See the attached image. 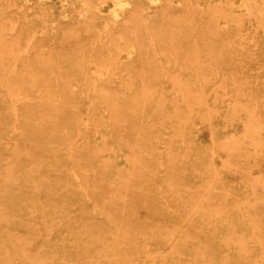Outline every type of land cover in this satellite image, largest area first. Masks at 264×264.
Instances as JSON below:
<instances>
[{"label":"bare ground","instance_id":"6f19581e","mask_svg":"<svg viewBox=\"0 0 264 264\" xmlns=\"http://www.w3.org/2000/svg\"><path fill=\"white\" fill-rule=\"evenodd\" d=\"M10 1L14 2L15 0ZM43 1L38 0L37 2ZM65 1L60 0L63 3ZM82 1L84 2V10L77 12L71 18L64 17L66 19H63L60 23L53 21L55 19L54 13H48L45 6H42L44 10L39 7L38 12L40 15L37 16V19L41 21L40 27L32 33L35 35V40L34 37L31 38V41L34 40L36 45L38 42L36 37L39 35L37 30H41L42 40L50 37V35L58 36L60 33H64L67 40L63 42V45L68 47L73 42H79L78 45H82V40L89 33L87 31H92V34H89L88 37L94 35L100 42L103 39L95 31H101L98 25L102 19V9L105 6H110L114 14L111 16L112 21H106L105 25L109 33L114 35L111 39L115 43L113 45H99L90 54H71L76 59L74 67L79 70L77 76H74L73 79L70 78V75L74 73L75 68H69L68 70L61 68L59 72L56 71L55 65H59L57 55H60L63 51L56 52L59 49L54 50L55 47L49 48L48 51L44 47L34 51L29 46L25 48L14 47V43L10 47L2 48V41L0 40V67L4 68L0 74V83L3 84L6 81L8 84H12L11 88L8 89V95L1 97L8 98L11 102L10 107L6 109L8 114L5 118L11 116L12 120L14 119L13 131H16L14 132L16 135L12 145L15 158L9 160L3 166L6 172L0 177V222L6 214L5 211L25 209V206H19V198H41L46 196L47 199L42 201V207L54 206L42 210L40 216H46L47 214V216H58L59 208L62 206H59L60 203L51 198L69 195L70 198H75V200H72L70 205L65 204L62 207V216L73 218L87 214L89 212L88 205L86 201L78 205L79 198H95L97 199V207L108 214L109 218L115 222V226L108 229L106 234H96L94 236V245L102 244L103 239L105 248L98 249L95 247L93 251H84L82 254L81 252L75 253L71 249H64L63 256L69 252L70 256L67 254L68 258L56 257L55 254L57 253L46 257L49 248L58 249L61 248V246H58L61 242L76 240V234L73 238L62 234L58 235L60 231L62 232L65 229L63 225L59 228L57 241L49 242L47 239L39 243L41 244L39 246L35 244L37 242L35 236L38 233L50 235L54 231L55 224L46 225L37 231L28 230V233L24 232L22 235L17 232L18 230H12L10 237L14 241L13 245L19 244L26 248L23 250V255L19 258L17 264H34L35 262L41 264L43 261L47 264H122V262L125 264H149V257L152 258L150 264H158L157 256L166 252L165 249L172 245L177 247L178 250L177 256L172 255L169 258L171 260L182 259L183 253L188 252L195 259L193 264H264V99L260 97L264 92V79L251 74L248 78L245 76L242 80L236 74L234 81L237 95L240 97L247 96L241 98L235 104L231 99L229 100V103L231 102L237 109L236 117L234 115L233 118L241 119L240 122L245 126L244 132L240 135L226 133L227 124L225 125L223 122L218 123L216 126L211 125L215 118L220 117L221 110L217 106H211L208 103L207 86H217L222 83L225 86L232 72L231 62H222L226 70L220 74L209 71L215 64L219 63L216 54L205 56V58L198 55V58H201L199 61H189L186 63L187 65H182L183 68L200 71L197 75L199 79L189 80L181 74L173 78L180 89L185 92L188 100L187 108H191L189 112L183 108L184 111H181L182 109L180 110L177 101L175 106L179 109L175 108L174 112H169L168 95L155 94L158 92V89L156 90L158 77L153 78L158 76L156 69L160 67L155 65V70L140 74L141 81L151 78L153 82L148 86L146 96L140 95V91L137 90L138 97L132 101V109L129 114L126 112L128 108L123 107L124 105L120 102L123 93L115 95L117 92L113 91V82L129 75L132 72L131 66L142 60V56L140 58L124 59L123 49L117 44V42L121 43L122 40H118V38L125 37L126 40L131 41L129 34L134 32L140 39L145 31L150 30V19L155 20V25H157L155 31L157 33L160 28L158 24L162 26L163 21L167 18L185 17L188 26L193 27L199 19H203V16L198 17L196 12L192 10L189 12L186 10L184 15L181 13L183 10H179L173 5L176 0H165L163 4L159 5L149 4L147 0H130L132 1V3H129L131 6L125 5L122 0H112V5L106 0ZM187 1L191 3V0ZM3 3L5 2L1 1L0 6ZM255 3L253 4V10L257 11L259 5L257 6ZM118 5H124L121 6V11L115 9ZM160 11H162L161 14ZM37 19L32 21L37 23ZM135 19L138 20L133 23ZM224 25L217 23L213 30V37L209 40L213 42L212 49L215 52L222 50L220 47L230 41L225 37H220L219 31L223 29ZM4 27L6 28V26ZM84 31L87 32L85 36L83 35ZM171 33L176 35L179 33V29L173 27ZM116 37L117 40L113 39ZM154 39L155 37L152 38V40ZM175 49L177 50V48ZM25 50L35 53V60L28 64L29 67L23 73V71L18 70L25 62L32 59V55L26 54L27 51ZM10 58L12 60L7 63L6 60ZM100 60H106L115 70L112 72L101 71L96 63ZM249 64L248 61L247 63L245 61L242 67H249ZM27 74L32 77L31 80H27ZM39 74H44V83L48 84L50 91L53 89V85L60 84L58 83L59 80L64 83L66 92L71 87V91L66 94L69 99L73 95L78 96L71 86L73 80H75L74 84L85 81L89 83V88L102 90L103 95L101 97L106 103L111 97H115L117 101L113 103L114 107L110 105L113 108L110 118L112 121H118V125L109 128L107 122L110 119L100 111L97 102L93 104V109L87 107L90 113L87 120L82 122L80 119L77 120L85 108L81 109L75 105V102L72 101V104L70 100L63 103L49 100L50 102H46L43 108H39L41 114L39 120L36 119L33 123H29V126L22 123V119L26 121L31 117L33 118V115L35 116V108L39 106L44 98V95L32 96L28 89L29 86L35 87L37 82H41V79H33V76ZM104 83H108L106 88L101 86ZM145 86L143 85L144 91ZM247 86L252 88L251 92H246ZM150 89L155 91L151 93ZM215 90L217 91V89ZM82 92L85 91L82 90ZM205 102L207 108L198 109L199 112L195 114L194 105L202 108ZM50 115L62 116L54 118ZM195 115L196 117L207 118V122H211L210 128L207 125L192 126V123L197 122V119L194 118ZM162 118H164L162 124H154L156 120ZM88 119L91 123L88 122ZM174 126L176 128L184 126V128H181L182 131L179 132V135L169 136L166 141L167 146L164 155H169L167 162L164 161V165L168 167V170L171 168V171L163 174L162 172L166 167L163 165L155 166L157 157L160 156L156 151L155 140L159 133H168L175 129ZM188 126L193 127V129L192 134L187 139L185 127ZM40 129L47 131L49 135L41 136L42 140L40 137L31 146L22 142V139L32 137ZM92 130H96L105 137L109 133L111 135H113L112 133L117 134L116 137L119 138L118 146L109 147L104 145L101 148H96L91 153L79 155L77 151L80 146L79 138L84 139L86 146H91ZM198 131L209 133L215 140L214 144H211V146L196 143V132ZM179 136H182L183 139H180ZM44 138H48V140H44ZM55 138L60 140L63 145L58 144L60 147L50 153L49 148ZM65 139L71 140L65 143ZM157 139L159 142H165L160 137ZM160 146L162 147V145H158V147ZM117 151L129 152L125 162L126 165L127 163L130 166L133 165L132 168L117 167V158L102 160V155L107 153L113 155ZM66 152L76 157L75 163L78 165L80 172L78 173L75 169L73 170L69 166L67 167V165L58 162L55 166V171L58 172L55 173L56 177H53L52 173L46 171V164H55L60 159L59 155L61 153L62 155L66 154ZM182 152H194L193 154L198 156L196 158L188 156L189 158L179 161ZM218 154L223 157L222 165H218L213 159L211 161L204 159H208L210 156L215 157ZM33 157L40 158V160H30ZM25 162L33 164L30 167L28 166L24 172L17 174L18 166ZM182 162L184 165L181 164ZM191 165L201 166L199 169H192ZM61 166L65 167L61 168ZM86 166H90V168L86 169ZM0 167H2L1 163ZM57 177L62 179V184L56 185ZM159 180H163L164 185L157 184ZM201 181L203 183L199 184ZM105 184H108L111 188H103ZM1 198L12 199H8L7 202L3 200L4 205ZM102 198L112 199L104 200ZM181 198L182 200L183 198L195 199L182 201ZM124 204H126V208L121 211L115 210V207ZM19 213L24 216V214H21L22 211ZM215 215L222 217L221 223ZM98 216L97 212L92 211L87 218L92 219L90 222L92 225H96ZM103 219L106 218L103 217ZM75 221L73 219L72 223L74 224ZM80 223L82 226L90 225L87 219H81ZM15 226L19 227L20 224L16 223ZM146 227L150 230V233L146 231ZM227 227L231 228L226 230ZM108 233L110 238H108ZM1 241H5V238H2ZM112 246H115L114 249L116 250L113 254L115 259H104L103 257L106 254L103 251L111 249Z\"/></svg>","mask_w":264,"mask_h":264},{"label":"rangeland","instance_id":"374dc122","mask_svg":"<svg viewBox=\"0 0 264 264\" xmlns=\"http://www.w3.org/2000/svg\"><path fill=\"white\" fill-rule=\"evenodd\" d=\"M1 1L5 2L3 3V5L0 6V32H1L0 40L2 41L0 42H1L2 48L10 47V45L12 46L13 43L15 44V45L13 44L14 47L19 48L20 46L22 48H25L26 46H29V48H31L34 51L42 47H44L46 51H48L49 48L55 47L54 50L59 49L56 52L63 51V53H61L60 55H57L59 65L58 64L55 65L56 71L59 72L61 68L65 70H68L69 68H75V70H73L74 73L70 75V78L72 79L74 78V76H77L79 70H77V68L74 67V64L76 63V59L74 56H71V54H74V55H78L81 53L90 54V52L98 48L99 45L100 46H104L108 44L113 45V43H115V41L111 39L114 35L112 33H109V30H107L108 28L105 25L106 21H109V22L112 21L111 16L114 14L113 9L110 8V6L106 7L105 5H103L105 6V8L102 9V19L100 20L99 25H98L101 31H95L96 34L99 35L101 39H103L102 41L100 40L99 42V40H97L94 37V35L88 37L89 34H92V31H87L89 33L84 31L83 35L85 36V34L86 33L87 34L85 36L86 38L82 40L83 41L82 45H78L80 44L79 42H73L67 47L63 45V42L67 40L66 39L67 36L65 38L64 33L63 34L60 33V35L58 36L50 35V37L46 38L45 40H42L43 37L41 38L40 36L42 34L41 30H37L39 31L38 32L39 35H37L36 37V39H38V42L36 45L34 44L35 35H33L32 33L33 31H35L36 29L40 27V23H41V21H38L37 19V16L40 15L38 11L40 10V8L41 10H44L42 6H45V8L48 9L47 10L48 13H51V14L54 13L53 15L55 16V19L53 21L55 23H60L63 21V19H66L64 17L67 16V18H71L74 15H76L77 12L84 10V2L82 0H66L64 3L60 2V0L58 1L57 0H44L43 2H37L38 0H15L14 2L10 0H0V2ZM106 1L111 3V5L113 4L112 0H106ZM122 1L125 5H130L129 3H132V1L130 0H122ZM164 1L165 0H147V3L149 4L151 3L152 5H159V4H163ZM254 3L257 6L259 5L257 11L253 10ZM173 5L176 6L177 9L183 10L181 13H183L184 15L186 14V10H188V12L192 10L196 12V15L198 17L203 16V19H199L197 24H195V26L189 27L188 24L186 23L187 21L185 17L180 16L176 19L167 18L163 21L164 24L162 26L158 24L160 28H159V32L157 33L155 31L157 29V25H155V20L150 19L151 28L150 30L145 31L142 34L140 39H139V36H137L134 32L132 34H129L131 41L126 40L125 37L118 38V40H122L121 43L117 42V44L120 45V47H122L123 49L122 54L124 55L123 57L124 59L140 58V56H142V60L137 62L134 66H131L132 72H130L129 75L113 82V87H112L114 89L113 91H115V93L117 92L115 95H121L123 93L122 94L123 96H121L120 102H122L121 104L124 105L123 107H125L126 109L128 108L126 112L130 114L131 109H132V106H131L132 101L138 97L137 90L140 91V95L146 96L148 94L146 93V90L148 89V86H150L151 82H153L151 78H148L146 81H141L142 79L140 78L141 77L140 74H143V72L145 73L146 71L149 72V71L155 70L156 69L155 65H156L160 67H158L159 70L156 69L158 72V76H154V78L152 77L153 79L158 77L157 87H156V90L158 89V92L155 94L156 95L158 94L168 95L167 104L170 106L169 112L171 111L174 112L175 108H177L175 106L176 101L180 105V110L183 108L189 112L191 108L190 107L187 108L188 100L185 95V92H183L182 89H180L179 85H177V82L173 78L176 75L181 74L184 78H187L189 80L199 79L197 75L200 71L198 70L196 71L195 69L190 70L187 68H183L182 65L188 63L189 61L190 62L194 60L199 61L201 58L199 59L198 55H201L203 56V58H205V56L216 54L218 55L217 58H218L219 63L215 64L213 68L210 69L209 71L214 72V74H220L226 70V68L222 65V62H231L232 64V67H231L232 72L229 75V78L227 79V84L225 86L223 85V83L217 86H210L207 84L208 85L207 92L209 95L207 97L208 103L211 106H217V108H220L221 110L220 117L218 119L215 118L214 119L215 121H213V124H211V122L210 123L207 122L208 121L207 118L204 119L201 116L196 117L195 115L194 118L197 119V122L192 123V126L194 125V127L195 126L201 127V126L207 125L210 128L211 125L216 126L218 123L223 122V124L224 123L225 125L227 124L226 133H235L236 135L242 134L244 132L245 126L242 122H240L241 119L233 118L234 115L236 117L235 113L237 112V109L235 108L233 104H235V102H239L241 98H245L247 96L240 97L237 95V89H236V84H235L234 79L236 78V74L239 75L242 80L245 76L248 78V76H250L251 74H254L253 76L257 75L260 78L264 79V0H191V3L190 1H187V0H176L174 1ZM121 6H124V5H118V7L117 6L115 7V9L117 11H121ZM161 13L162 11H160V14ZM33 19H37L38 22L37 23L33 22L32 21ZM137 20L138 19H135L133 23L137 22ZM217 23L225 24L223 29L219 31L220 37H225L227 38V40H230V41H227L224 45L220 47L222 50H218L215 52L212 49L213 42H210L209 40L213 37L212 35L213 30ZM2 25L6 26V28ZM173 27H175V29H179L178 34L173 35L171 33V30ZM123 31L127 34L125 30ZM32 37H34L33 41H31ZM154 37L155 39L152 40V38ZM113 39L117 40V37ZM93 44L95 45L93 46ZM175 48H177L178 51ZM25 51H27L26 54L32 55V59L25 62V64L22 65L21 67L19 66L20 69L18 71L20 72L23 71V73H25L24 70L29 67L28 64H30L31 62H34L35 60V56H34L35 53L29 52L28 50H25ZM126 54H128L129 56ZM10 60H12V58H10L9 60H6L7 63L10 62ZM245 61L246 63L247 61L250 63L249 67H242V64L245 63ZM96 63L97 65H99V69L101 71L105 70V72H112L113 70H115L113 69L111 64L107 63L106 60H103V61L100 60V61H97ZM70 64L71 66L69 67ZM2 70H4V68L0 67V74L2 73ZM26 77L28 78L27 80H31L32 78L30 77L29 74H27ZM34 78L37 80L41 79L40 80L41 82H37L35 87L29 86L28 88L29 93L35 97L39 95H44V98L42 102L39 103V106H36L35 116L33 115V118L31 117L30 119H27L26 121L22 119L21 121L22 123L29 126L30 125L29 123H33L34 121H36V119L39 120L41 118L39 108L40 109L43 108L44 104L48 102L49 100L56 101V102H62V103L66 102L67 100H70L71 103L72 101L75 102V105L80 107L81 109L85 108V110L82 111L83 112L82 115H80L79 116L80 118L78 117L77 120L80 119L81 122L84 120H87V116L90 115L87 107L93 109L94 107L93 104L97 102L99 104L100 111L102 113H105L106 116L110 119L107 122L109 124V128L111 129L114 126L118 125L119 123L118 121L117 123L114 120L112 121V119L110 118L111 110H113L112 107H114L113 103L117 101L115 97H111V99H109V101L107 102L108 104H107L105 100L101 97L103 95L102 90L100 89L94 90V89L89 88L90 86L89 83L85 81L84 82L81 81L80 84H74L75 80H73V82L71 83L72 84L71 86H72L74 93L77 92L78 96L73 95L69 99V97L67 98L66 94L68 91H71V87H69L66 92L64 89V83L62 81L60 82L59 80L58 83L60 84L53 85L54 87L50 91L48 89V84L44 83V74L33 76V79ZM107 85L108 83H104L101 86L106 88ZM143 85L144 86L146 85L145 91L143 90L144 89ZM11 86L12 84L10 83L8 84V82L6 81H4L3 84L0 83V163L2 164V167H0V177H2L6 172L5 167L3 166L7 164L9 160L15 158L14 148L12 147L13 141L16 135V133H14L16 131H13L14 119L12 120L11 116L5 118L6 114H8L6 113V109L10 107L11 102L10 100H8V98L1 97L3 95H8L9 93L8 89L11 88ZM246 88H247V91H246L247 93L249 91L250 92L252 91V88H250V86H247ZM215 89H217V91ZM82 90H84L85 92H82ZM150 90H151V93L155 91L154 89H150ZM140 95L139 97H141ZM260 97L264 99V92L260 95ZM230 99L232 100L233 104L231 102H230L231 104L229 103ZM205 104L206 102L203 103L202 108H200L198 105L196 106L194 105L195 114L199 112L198 109L207 108V105ZM110 105L112 107H110ZM178 109L179 108H177V110ZM183 109L181 111H184ZM50 116L56 118L62 115H50ZM122 117L124 118V116ZM135 117L137 116L135 115ZM89 121L90 119H88V122ZM163 121H164V118L156 120L155 121L156 123L154 124L160 125L162 124ZM182 127L184 128V126H178L177 128L174 126L175 129H172L170 132L168 133L162 132V134L160 133L158 134V137H160L161 140H165V142H161V141L159 142V140L157 139L158 137L155 140V145H157L156 151L160 155L159 157H157V162L155 163V166H158V165L165 166L164 161L167 162L166 160L168 159V155H169V154L164 155V152H166L165 147L167 146L166 141L169 136L174 137V135L176 134L179 135L180 134L179 132L182 131L183 129ZM185 129L187 130L186 138L188 139L190 135L192 134L191 131L193 127L188 126V127H185ZM42 130L40 129L36 134H33L32 137H27L26 139H22V142H24L25 145L28 144L31 146L35 144L36 140H39L41 136L49 135L47 131H44V130L42 131ZM112 134L113 135L109 133L105 137V135H102L96 130H92V136L90 138L92 139V145L86 146L84 139L79 138L78 141L80 142V146L77 148L78 154L80 155L83 153H91L96 148H101L104 145H107L109 147L118 146L119 138L116 137L117 134L115 133H112ZM196 134H197V136L195 135L196 141H197L196 143L204 144V145L214 144L215 140L209 133L198 131L196 132ZM179 138L183 139L182 136H179ZM41 140H42V137H41ZM44 140H48V138L47 139L44 138ZM70 140L71 139H68V140L65 139V143H68ZM58 144L63 145L60 142V140H56L55 138L51 142V147L49 148V152L51 153L52 151L58 149L60 147L58 146ZM158 145H162V147L161 146L158 147ZM59 151L63 152V150H60V149ZM67 152L66 154H63V155L61 153L59 155L60 159L55 164H52V165L46 164L45 166L46 171H48V173L49 172L52 173L53 177L54 176L56 177L55 173L58 172V171H55V166L57 165L58 162H60V164L67 165V167L69 166L73 170L75 169L78 173L80 172L78 165L75 163L76 157ZM193 153L192 152L191 153L182 152V154L179 157V161H182V159H185L188 156L196 158L198 155L197 154L195 155ZM128 154L129 152H121V151L114 152L113 155H109V153H107V154L102 155L103 156L102 160L104 159L107 160L109 158H115V159L117 158L118 163L116 164V166L124 167L125 169H128V168L133 167V165L130 166L128 163L126 165L125 158ZM204 159L206 161H211L213 159V161H215L218 165H222L223 157L222 155L218 154L215 157L210 156L208 157V159L206 158ZM30 160L39 161L40 158L33 157V159H30ZM32 164L33 163H29V162H25L22 165L18 164L19 166L17 168L16 173L18 174L20 172H24V170H26L28 166L30 167V165ZM181 164L184 165L183 162ZM200 166L201 165H198V166L191 165L192 169H199ZM64 167L65 166H61V168H64ZM88 168H90V166H88L86 169ZM166 169L163 170L162 172L163 174L167 173V171H171V168L168 170V167H166ZM158 182L157 184H160V185H164L163 183H165L163 180H159ZM59 183L62 184L63 181L61 178L57 177L56 185H60ZM201 183L203 182L202 181L199 182V184ZM103 188L109 189L111 187H109L108 184H105ZM65 196L66 197L51 198V199L56 201L57 203H60L59 206H62V207L65 204L70 205L72 203V200H75V198H70L69 195H65ZM1 199H2L1 202L5 205L4 201L7 202L8 199H12V198H1ZM46 199H47L46 196H42L41 198H19L20 200L19 206L20 207L25 206V209H17L16 211L13 210L10 212L5 211L6 214L4 215L2 222H0L1 224L0 225V238L1 240L2 238H5V241L0 240V264H17L18 261L20 260L19 258L23 255V252H24L23 250L26 249L24 246L19 245V244L13 245L14 241L10 237V233L12 232V230L13 231L18 230L17 232H19V234L22 235L24 232L28 233V230L37 231L38 229H41L46 225L55 224L53 227L54 231L50 235H43V234L38 233V235L35 236L36 237L35 240L37 242H35V240L34 242L36 246L41 245L39 243H42L43 241L47 239L49 240V242L57 241L56 240L58 238L57 234L59 232V228L61 225H63V228L65 229H63L62 232L60 231L58 235L62 234V235H65L71 238H73L75 234L77 235L76 240H71V241L66 240L64 243L61 242L60 245H58V246H61V248H58V249L49 248L46 252V257L51 256L55 253H57L55 254L56 257H67L69 255V252L67 253L68 255L65 254L63 256V253H65L64 249H71L75 253L81 252L82 254V252L84 251H93V248L95 247L98 249L105 248L104 246L105 241L103 239H102V244L94 245V241H95L94 236L96 234H106V231L108 229L113 228L115 226V222L109 218L106 212H103L100 208L97 207L96 205L97 199L79 198L78 205L86 201L89 212L87 214L85 213L84 215L73 217V218H67L66 216H62L61 215L62 214L61 212L63 209L62 207L59 208L60 211L58 212L59 213L58 216L57 215L55 217L51 215L47 216L48 214L46 216H42V215L40 216V213L42 210L50 209L51 207L54 206V205H49L43 208L42 201H45ZM102 199L108 200L112 198H102ZM188 199H195V198H183V200L181 198L182 201H186ZM201 199H204V198H201ZM124 208H126V204L115 207V210L121 211ZM21 211H22L21 214H24V216L20 215L19 212ZM92 211L97 212L99 214V216L97 217L96 225H92L90 223L92 219L87 218L89 217L90 212ZM103 217L106 219H103ZM215 217H217L219 220V223H221L222 217H219L216 215ZM73 219L76 220L74 224L72 223ZM81 219H87L89 221V224L92 225L93 227L90 225L82 226L80 223ZM16 223H19L20 226L16 227L15 226ZM230 228L231 227H227L226 230ZM146 231L150 233V230L147 227H146ZM109 233L107 234L108 238H110ZM114 248L115 246H112L111 249L103 251L104 254H106L104 255L103 258L114 260L115 256L113 254L116 251ZM165 250L167 251L157 256L158 264H193L195 262V259L192 256V254L188 252H187L188 254L183 253L182 259H177V260L169 259L171 258L172 255L177 256L178 249L177 247H174L173 245L167 247ZM107 255H109L110 257L108 256L106 258ZM190 258L192 261L190 260ZM151 261H152V258L149 257L148 263L150 264ZM37 263L38 262H35L34 264H37ZM43 263L47 264L44 261ZM122 264H125V263L122 262Z\"/></svg>","mask_w":264,"mask_h":264}]
</instances>
